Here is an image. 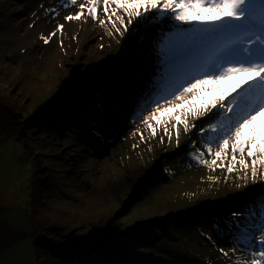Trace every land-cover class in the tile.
I'll use <instances>...</instances> for the list:
<instances>
[{
    "label": "rangeland",
    "instance_id": "rangeland-1",
    "mask_svg": "<svg viewBox=\"0 0 264 264\" xmlns=\"http://www.w3.org/2000/svg\"><path fill=\"white\" fill-rule=\"evenodd\" d=\"M12 1H19L36 35L23 36L31 44L27 48L0 33V264H226L218 248L230 244L218 238L214 221L238 211L237 204L260 186L237 189L239 183L228 180L203 193H187L190 176L175 188L161 183L164 154L175 141L166 151L144 152L143 161L144 147L132 149V110L126 108L133 107L142 86L128 60L137 47L104 35L84 45L92 24L65 22L67 13L59 18L65 34L45 44L40 36L54 31L57 21L46 17L42 0L0 3ZM100 43L111 47L101 50ZM107 88L111 94L95 93ZM103 95L111 100L102 126L110 136L99 143L92 130L77 128L74 121ZM183 148L182 142L178 150ZM158 191L169 199L154 197ZM47 220L53 229L45 231ZM166 224L175 232L169 243L162 234Z\"/></svg>",
    "mask_w": 264,
    "mask_h": 264
},
{
    "label": "snow or ice",
    "instance_id": "snow-or-ice-1",
    "mask_svg": "<svg viewBox=\"0 0 264 264\" xmlns=\"http://www.w3.org/2000/svg\"><path fill=\"white\" fill-rule=\"evenodd\" d=\"M46 2L40 8L57 23L40 36L45 44L65 34L59 18L67 13L65 22L99 26L110 41L151 57L129 117L130 136L138 137L132 149L144 145L142 161L144 152L183 142L196 165L225 169V183L236 172L244 181L237 189L260 186L241 211L214 224L230 244L218 248L226 264H264V0ZM60 47L67 55L63 39ZM105 47L111 43L99 44Z\"/></svg>",
    "mask_w": 264,
    "mask_h": 264
},
{
    "label": "trees",
    "instance_id": "trees-1",
    "mask_svg": "<svg viewBox=\"0 0 264 264\" xmlns=\"http://www.w3.org/2000/svg\"><path fill=\"white\" fill-rule=\"evenodd\" d=\"M102 99H103V102L100 103V105L95 104L93 106V103H91L92 105L88 104L85 107L84 111L86 114L82 115V118H81V120H82L81 124L82 125L79 124V126H81L82 129L87 127L90 130H92L93 137L95 139H98V140L107 139L108 136H110V133L107 130H105V128H103L102 126L107 121V117H106L107 111L105 112L104 109H107L106 107L108 105H110L111 100H110L109 95H103ZM96 105H98V106H96ZM97 131L99 132V135L95 134ZM137 140H138V137H134V141L136 142ZM120 142L121 141H119V143ZM143 147H144V145L140 144V146L138 148H143ZM170 150H171V152L168 153V155H166V158L164 159V160H166L165 162L167 163V167L165 169H168L169 171L164 170L162 177L159 179V181L161 183H164L166 186L172 185V187L175 188L174 186L176 184H180V183L182 184L186 181L183 178H187V176H190L193 178V180H192L190 187H188L186 189V190H188V192H190V191L203 192V190H205V189L217 188V187L221 186V184L225 183V176L227 175L225 169L216 168L215 171H212L206 166L196 165L195 162L192 161L191 158L187 155V149L186 148L184 150H182L180 153L178 152V148H176V147L171 148ZM206 158L211 160V157H206ZM225 163H227V161H225ZM237 167L239 168V165H237ZM187 174H190V175H187ZM237 176H238V173L234 172L233 174H231V176H228L227 181L228 180L236 181V180H238L236 178ZM210 178H218V179L213 180ZM182 179H183V181H180ZM153 195H154V197H162L163 196L164 198L169 199L168 194H166V193L163 194V192H160V191L153 193ZM248 201L249 200H247L242 205L237 204L238 211H241L243 209V207L247 204ZM223 216H225V215H223ZM223 216H221V217H223ZM226 216H228V215H226ZM45 222H46V225L48 226V228H45V230L53 229V225L50 223V221L47 220ZM45 222H39V224L42 223L45 225ZM167 225L168 224H166V227H167ZM145 227H147V228H145L146 230H150V231L153 230V228L150 227L149 225H145ZM137 231L138 230H136L135 233L139 232L141 235V232L140 231L137 232ZM142 231L145 232L144 229ZM174 233L175 232L171 227H169V228L167 227L165 232L162 233L164 237H167V238H164L165 241H167V243H169L168 240H171L175 237ZM132 235L135 236L137 234L133 233ZM129 237H132V236H128L127 239L130 240V242L133 241V237L131 239ZM137 237L139 238L138 235H137ZM147 237H149V240L152 241V237L150 235H148ZM134 243L136 244V242H134ZM135 244H132L130 246L135 247ZM136 245H138V244H136ZM174 247L177 248V245H174ZM182 248H184V247H182ZM158 255L160 256V254H158ZM183 264H193V262H191L189 260V261H185Z\"/></svg>",
    "mask_w": 264,
    "mask_h": 264
},
{
    "label": "bare ground",
    "instance_id": "bare-ground-1",
    "mask_svg": "<svg viewBox=\"0 0 264 264\" xmlns=\"http://www.w3.org/2000/svg\"><path fill=\"white\" fill-rule=\"evenodd\" d=\"M0 13H1L0 14V21H1L0 22V33H1V35L3 37H10V41H12V42H13V38H14L15 39V44L17 46H19V47L20 46H24V47H27V48L31 47L30 42L28 43V41L25 40V38L23 36L25 34L36 35V30H35L34 26H32V27L29 26V25H33V24H31L30 20L29 19L27 20V18L25 17L23 9L19 5V1H17V2L12 1V2H8V3H0ZM16 18H18V19L16 20ZM7 25L9 27H7ZM92 26H93V28H86L85 35H87V36L89 35V37H88V40L85 42L84 45H86L87 42L89 43L93 39L97 38V36L104 35V33H105V30L103 28H101L99 26L97 27V26H94V25H92ZM19 33H21V34H19ZM104 37H106V36L104 35ZM79 54H81V50L79 51ZM129 59L130 60H128V62L130 64L129 67H130L131 73L132 74H134V73L136 74L137 77L136 76H134V77H136L137 79H135V80H136V82L138 84H140V86H142V84L146 80H148L150 72H151V67H152L151 57H149L146 54H144L137 47V52L134 55H132ZM134 64H136L139 67V69L135 68ZM112 91L113 90H111L110 88H107V89H103V91L102 90H97L95 93L97 95H101L102 93L111 94ZM97 104L100 105V102L97 103ZM96 106H98V105H96ZM133 107H134V105H133ZM133 107H131V108H133ZM128 109H130V107L126 108L127 111H128ZM104 111L106 112L108 110L104 109ZM74 122L76 123V124L75 123L74 124L78 128L79 127L78 123L82 122V120H77V121H74ZM80 139L84 140V136L80 135ZM104 140H106V139H101V140L97 139L98 142L99 141L103 142ZM131 140H132V143L135 142L134 141V137H131ZM119 141H121V140H119ZM119 145L121 147H123L125 144H122V142H120ZM85 146L88 148V144L85 145ZM184 149L185 148H183L182 150H184ZM182 150H178V152L180 153ZM168 153H170V151H167V153H165L164 155H167ZM236 181L239 184H244L243 180H239L238 179ZM212 189H215V188H212ZM208 190H211V189H208ZM186 192L188 193V190H186ZM182 197H183V195H182ZM179 199L182 200V198H179ZM133 203H134V201H133ZM109 218H110L109 220H113L115 218V213H111ZM55 228H56V226H55ZM43 230H45V229H43ZM118 258H120V257H118ZM114 262L122 263V260H118L117 259Z\"/></svg>",
    "mask_w": 264,
    "mask_h": 264
},
{
    "label": "water",
    "instance_id": "water-1",
    "mask_svg": "<svg viewBox=\"0 0 264 264\" xmlns=\"http://www.w3.org/2000/svg\"><path fill=\"white\" fill-rule=\"evenodd\" d=\"M133 110V108H130L129 111Z\"/></svg>",
    "mask_w": 264,
    "mask_h": 264
}]
</instances>
